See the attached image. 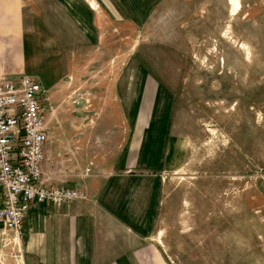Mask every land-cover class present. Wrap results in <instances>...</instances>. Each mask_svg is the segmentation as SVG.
<instances>
[{"label":"rangeland","instance_id":"374dc122","mask_svg":"<svg viewBox=\"0 0 264 264\" xmlns=\"http://www.w3.org/2000/svg\"><path fill=\"white\" fill-rule=\"evenodd\" d=\"M106 1L0 0V78L34 69L49 131L97 136L64 182L101 175L151 264H264V0Z\"/></svg>","mask_w":264,"mask_h":264},{"label":"crops","instance_id":"0c3cea01","mask_svg":"<svg viewBox=\"0 0 264 264\" xmlns=\"http://www.w3.org/2000/svg\"><path fill=\"white\" fill-rule=\"evenodd\" d=\"M106 4L113 12L115 6L112 8L108 1ZM105 13L109 15L107 10ZM8 70L44 81L31 68L10 65ZM95 137L83 132L49 131L44 170L50 183L78 187L64 181L71 178L68 175L71 171H77L74 178L76 174L84 175L83 169L67 171V165L73 159L80 161L90 146L85 144L97 141ZM66 142L71 148L68 155L61 149ZM86 170L89 172L91 168ZM88 182L90 197L87 201L72 202L60 209L44 202L32 205L24 224L26 243L21 255L24 264H151V256L157 249L114 213L117 206L127 205V201L121 195L116 196L115 191L112 193L113 187L101 175L93 173ZM116 191L124 194L126 190L117 188Z\"/></svg>","mask_w":264,"mask_h":264},{"label":"built area","instance_id":"2783aa9c","mask_svg":"<svg viewBox=\"0 0 264 264\" xmlns=\"http://www.w3.org/2000/svg\"><path fill=\"white\" fill-rule=\"evenodd\" d=\"M48 101L49 89L36 76L0 78V240L15 246L23 242L25 219L34 203L60 209L90 197L84 187L50 183L45 173Z\"/></svg>","mask_w":264,"mask_h":264},{"label":"bare ground","instance_id":"6f19581e","mask_svg":"<svg viewBox=\"0 0 264 264\" xmlns=\"http://www.w3.org/2000/svg\"><path fill=\"white\" fill-rule=\"evenodd\" d=\"M91 4H92V7L95 8V2L93 1L91 2Z\"/></svg>","mask_w":264,"mask_h":264}]
</instances>
